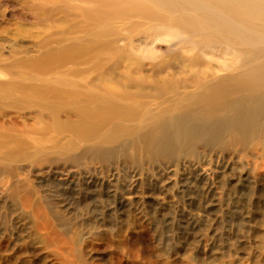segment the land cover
<instances>
[{
  "label": "rangeland",
  "instance_id": "374dc122",
  "mask_svg": "<svg viewBox=\"0 0 264 264\" xmlns=\"http://www.w3.org/2000/svg\"><path fill=\"white\" fill-rule=\"evenodd\" d=\"M58 4L72 3L0 0V87L27 73L18 63L37 59L43 38L71 24L61 12L44 11ZM167 34L161 31L156 41L150 37L153 47L137 54L165 62L174 50ZM92 61L55 70L73 84L58 89L84 94L93 85L135 94L110 64L95 70ZM171 62L175 69L167 77L184 92L193 91L192 76L202 83L206 69L214 68ZM118 64L113 69L119 72L129 65ZM2 65L13 69L4 71ZM143 65L148 74L150 60ZM16 97L0 101V132L17 130L22 158L33 154L31 143L42 138L56 137L61 144L35 162L0 159V264H264L261 139L235 144L225 134L211 146L182 140L156 160L119 139L100 157L84 147L66 148L71 134L45 135L36 109L30 102L18 104ZM116 101L132 115L147 108H142L147 99Z\"/></svg>",
  "mask_w": 264,
  "mask_h": 264
},
{
  "label": "bare ground",
  "instance_id": "6f19581e",
  "mask_svg": "<svg viewBox=\"0 0 264 264\" xmlns=\"http://www.w3.org/2000/svg\"><path fill=\"white\" fill-rule=\"evenodd\" d=\"M70 2L44 7L51 16L63 13L71 24L39 42L42 54L37 59L18 63L25 64L27 73L0 87V101L16 95L18 104L30 102L43 121L45 135L71 134L66 148L84 147L100 157L105 156L104 148L119 139L130 141L156 160L182 140L211 146L225 134L235 144L258 137L262 141L257 145L264 150V0ZM161 31H168L166 38L174 41L169 59L159 62L154 56H139L138 52H148L154 40L161 39ZM150 37L154 40L148 42ZM147 59L150 72L143 74ZM170 59H179L190 69L214 68L206 69L202 83L192 76L193 91L184 92L167 77L175 69ZM89 61L95 70L110 64L135 94L100 91L93 85L84 94L68 90L72 82L55 70L67 63L76 67ZM120 61L129 64L121 72L113 69ZM6 66L1 69H13ZM136 97L147 99L142 115H132V109L116 101L130 102ZM63 115L66 121L61 120ZM71 116L75 120H69ZM16 132L12 128L0 132V159L11 164L35 162L61 144L56 137L42 138L38 145L31 143L33 154L22 158V137Z\"/></svg>",
  "mask_w": 264,
  "mask_h": 264
}]
</instances>
